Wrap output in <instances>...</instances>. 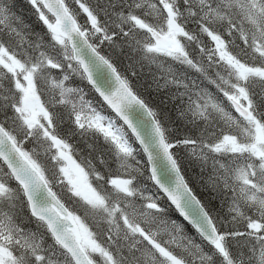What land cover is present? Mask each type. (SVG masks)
<instances>
[{
  "label": "snow or ice",
  "instance_id": "6c2138e0",
  "mask_svg": "<svg viewBox=\"0 0 264 264\" xmlns=\"http://www.w3.org/2000/svg\"><path fill=\"white\" fill-rule=\"evenodd\" d=\"M0 264H264V0H0Z\"/></svg>",
  "mask_w": 264,
  "mask_h": 264
}]
</instances>
